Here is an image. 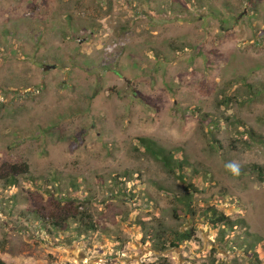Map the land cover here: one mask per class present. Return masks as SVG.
<instances>
[{"label":"rangeland","instance_id":"rangeland-1","mask_svg":"<svg viewBox=\"0 0 264 264\" xmlns=\"http://www.w3.org/2000/svg\"><path fill=\"white\" fill-rule=\"evenodd\" d=\"M248 129L264 139V0H0V166L28 165L0 179L7 264H264ZM138 137L189 167L168 172ZM61 206L65 230L47 215ZM190 227L163 251L147 239Z\"/></svg>","mask_w":264,"mask_h":264},{"label":"trees","instance_id":"trees-1","mask_svg":"<svg viewBox=\"0 0 264 264\" xmlns=\"http://www.w3.org/2000/svg\"><path fill=\"white\" fill-rule=\"evenodd\" d=\"M203 118H210L207 114H203ZM231 123H233L231 121ZM241 123V122H240ZM242 124V123H241ZM247 133H249L251 140L254 142L264 143L263 137L259 136L252 129H248ZM138 144L146 154H148L153 159L157 160L162 164V166L171 173H183L187 167H189L188 160L181 159L175 156L174 152L168 150L164 146L160 145L154 139L150 137H138ZM252 169L257 172V174L261 177L264 176V166H259L257 164L252 165ZM28 173V165L26 164H7L0 166V179L4 180L5 184L8 186L16 185L18 181V175H23ZM123 184V183H120ZM124 189H121L119 192H122ZM189 196L182 197L179 200L188 208V211L191 215L194 216L195 211L191 208V200L188 199ZM58 205V204H57ZM59 205H61L59 203ZM57 212H50L49 221L50 224L56 229L65 230L68 227V221L70 218L75 219L76 214L74 212H70L67 210L66 206H61ZM210 213V214H209ZM70 217V218H69ZM83 216H81V219ZM206 218L209 224L212 225H223L227 229L243 230L244 226L237 220L231 219L228 215L223 214L222 212L217 211L215 208H210L206 213ZM88 227L92 230H95L93 224H89ZM195 228L190 227L184 231H173L169 233L165 229H160L154 233L153 230H148V240L151 241L153 247L157 251H163L168 247L178 246L180 242L185 240H190L195 235ZM221 232L224 233V230L221 229ZM246 235V234H245ZM255 251V250H254ZM260 254L255 251V259H260ZM0 264H7L5 260L0 258ZM168 264V263H164Z\"/></svg>","mask_w":264,"mask_h":264},{"label":"clouds","instance_id":"clouds-1","mask_svg":"<svg viewBox=\"0 0 264 264\" xmlns=\"http://www.w3.org/2000/svg\"><path fill=\"white\" fill-rule=\"evenodd\" d=\"M227 167H228L231 171H233L234 173L238 174V172H239V168H238L237 165L229 164Z\"/></svg>","mask_w":264,"mask_h":264}]
</instances>
